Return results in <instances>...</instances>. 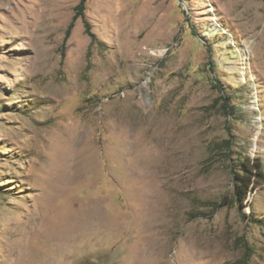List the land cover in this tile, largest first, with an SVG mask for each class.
I'll use <instances>...</instances> for the list:
<instances>
[{"label": "rangeland", "instance_id": "rangeland-1", "mask_svg": "<svg viewBox=\"0 0 264 264\" xmlns=\"http://www.w3.org/2000/svg\"><path fill=\"white\" fill-rule=\"evenodd\" d=\"M79 3L0 0V264H264V0Z\"/></svg>", "mask_w": 264, "mask_h": 264}, {"label": "trees", "instance_id": "trees-1", "mask_svg": "<svg viewBox=\"0 0 264 264\" xmlns=\"http://www.w3.org/2000/svg\"><path fill=\"white\" fill-rule=\"evenodd\" d=\"M87 0H80V3L76 6V13L73 17L72 22L70 23L68 29L66 38L71 34L72 28L75 24V21L77 18L81 15H84L85 13V6H86ZM87 24V28L90 29L91 25L89 23ZM92 36L95 38L96 35L92 33ZM221 92H223V89L221 88ZM221 99H224L223 106L225 108V111H227L229 114L232 113V110L229 108V102L230 97L222 94ZM220 100V99H219ZM262 169L260 167L259 162H256L255 159H252L250 156L244 157L243 161L241 162V168L239 171H235V179H236V198L237 201L240 202L241 205L245 204V200L247 199L248 192L253 189L256 186V181L254 178L261 174ZM233 203V200L230 199H224L223 201H220L218 204L219 206H225Z\"/></svg>", "mask_w": 264, "mask_h": 264}, {"label": "bare ground", "instance_id": "bare-ground-1", "mask_svg": "<svg viewBox=\"0 0 264 264\" xmlns=\"http://www.w3.org/2000/svg\"><path fill=\"white\" fill-rule=\"evenodd\" d=\"M151 136L152 137H150V138L147 137V138L151 139V141L153 140L154 142H156L158 144H161L163 136H162V134L160 132L157 133V130H155V132H153V134ZM89 144H90V142H89Z\"/></svg>", "mask_w": 264, "mask_h": 264}]
</instances>
